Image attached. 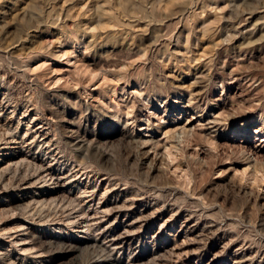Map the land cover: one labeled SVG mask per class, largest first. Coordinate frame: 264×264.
<instances>
[{
    "label": "rangeland",
    "instance_id": "obj_1",
    "mask_svg": "<svg viewBox=\"0 0 264 264\" xmlns=\"http://www.w3.org/2000/svg\"><path fill=\"white\" fill-rule=\"evenodd\" d=\"M0 8V140L38 160L0 170V264H264V0ZM49 165L73 196L24 198ZM116 197L139 213H95Z\"/></svg>",
    "mask_w": 264,
    "mask_h": 264
},
{
    "label": "bare ground",
    "instance_id": "obj_2",
    "mask_svg": "<svg viewBox=\"0 0 264 264\" xmlns=\"http://www.w3.org/2000/svg\"><path fill=\"white\" fill-rule=\"evenodd\" d=\"M14 4V3H13ZM1 9V8H0ZM25 9V8H24ZM2 10V9H1ZM10 10H12L11 8H10ZM7 11V10H6ZM8 13V12H7ZM23 13H25V12H23ZM26 14V13H25ZM24 14V15H25ZM23 15V16H24ZM27 15V14H26ZM5 17V16H4ZM1 20V19H0ZM257 28H260L259 26L257 27ZM252 30V29H251ZM255 30H257V29H255ZM255 32V31H254ZM255 34H257V33H255ZM256 36V35H255ZM263 36V35H262ZM19 38V37H18ZM17 37H16V39H18ZM257 38V37H256ZM262 38V37H261ZM21 39V38H20ZM254 39V38H253ZM264 39V38H263ZM263 39H262V41H263ZM254 42V41H253ZM252 42V43H253ZM256 44V43H255ZM19 45V44H18ZM252 45V44H251ZM253 46V45H252ZM257 46V45H256ZM204 75V74H203ZM199 76H200V74H199ZM204 78H206V77H204ZM200 82V81H199ZM198 82V83H199ZM200 85V84H199ZM201 86V85H200ZM3 105V104H2ZM1 105V106H2ZM1 110V109H0ZM177 110V109H176ZM3 111V110H2ZM4 112V111H3ZM194 117V116H193ZM36 119V118H35ZM34 119V120H35ZM1 122V121H0ZM1 124V123H0ZM2 127V126H1ZM46 129H47V127L45 126V125H42V124H39L37 127H36V131L38 132L37 134H39L40 132H44L45 133V131H46ZM261 129H263V128H261ZM35 131V130H34ZM261 131V130H260ZM28 132V131H27ZM32 132V131H31ZM16 133V132H15ZM33 133V132H32ZM14 134V133H13ZM13 134L11 135H7L4 139H2V137H1V140H0V170H3L4 168H5V171H6V168L8 167V168H10V166L12 167V165H15V164H19V163H24L25 161H28V160H30L29 162H37L38 160H37V158H34V157H32V156H30L29 154H27V153H25L26 151L23 149V146H22V141H21V139L23 138H21L20 140H19V138L17 137V135L16 136H13ZM26 135H27V133H26ZM195 135V134H194ZM30 136V135H29ZM38 136H40V135H38ZM24 138H25V136H24ZM23 138V139H24ZM36 138V137H35ZM34 138V139H35ZM48 138V136H47V134L46 135H44V137L42 138V140H44V139H47ZM36 140V139H35ZM27 141V140H26ZM30 141V140H29ZM34 142H36V141H34ZM31 143V142H30ZM29 143V144H30ZM28 144V143H27ZM28 144V145H29ZM31 144H33V143H31ZM27 145V146H28ZM26 146V145H25ZM33 146V145H32ZM30 147V146H29ZM26 148V147H25ZM27 150V149H26ZM41 161V160H40ZM43 161V160H42ZM41 161V162H42ZM33 163V164H34ZM5 164V166H3ZM27 164V163H26ZM25 164V165H26ZM29 164V163H28ZM32 164V165H33ZM25 165H24V169H26L25 168ZM31 165V164H30ZM36 165V164H35ZM17 166V165H16ZM22 167H23V165H21ZM53 166V165H52ZM51 165H49V166H43L42 168H40L39 169V171H38V173L37 172H35L36 174L35 175H32V176H26V177H23L21 180H20V177H19V180H20V182L18 183V185H19V187H20V190L22 191V192H24V193H26V194H24V198L25 197H27L26 195L28 194V193H30V194H36L37 192L35 191V190H38L39 191V196L40 197H42V196H46V195H49V194H51V193H65L66 192V194H67V197H72L73 196V194H72V190H69L68 188H66L67 186H65L66 184H61V181L62 180H66V179H68L69 177H70V175L69 176H67L66 174H63V173H61V171H59V170H57V169H55L54 167H52ZM14 167V166H13ZM12 167V168H13ZM34 167V166H33ZM21 168V167H20ZM29 168V167H28ZM37 168V167H36ZM16 168H14L12 171H14ZM24 169L22 170V171H24ZM7 170H9V169H7ZM9 171H11V169L9 170ZM17 171H19V169L17 168ZM21 171V170H20ZM36 171V170H35ZM2 172H4V171H2ZM15 172V171H14ZM1 173V172H0ZM18 173V172H17ZM3 174V173H2ZM6 174H7V172H6ZM10 174V173H9ZM19 174V173H18ZM21 174V173H20ZM23 174H25V173H23ZM29 174V173H28ZM32 174V173H31ZM70 174V173H69ZM75 174V173H74ZM8 175V174H7ZM14 176V175H13ZM74 177H76V176H74ZM74 177H73V179H74ZM15 178V177H14ZM77 178V177H76ZM79 178V177H78ZM19 180H17V182L19 181ZM72 180V179H71ZM74 181V180H73ZM50 182V185L52 184V183H54L55 185H53V189H50V190H44L43 188L47 185V183H49ZM67 182V181H66ZM67 183H69V182H67ZM77 183V182H76ZM17 184V183H16ZM74 184V183H73ZM16 186V185H15ZM2 187V186H1ZM0 187V188H1ZM17 187V186H16ZM18 187V188H19ZM17 188V189H18ZM70 188V187H69ZM3 189V188H2ZM5 189V188H4ZM71 189V188H70ZM1 191H3V190H1ZM1 193V192H0ZM66 194H64L63 196L65 197V195ZM52 195V194H51ZM85 195H87V194H85ZM91 195V194H90ZM60 196V195H59ZM79 196V195H78ZM92 196H93V194H92ZM118 196V195H117ZM122 196V195H121ZM22 197V196H21ZM30 197H31V195H30ZM51 197V196H50ZM56 197V196H55ZM63 197V198H64ZM83 197V196H82ZM88 197H89V195H88ZM79 199H81L80 198V196L78 197ZM94 198V197H93ZM46 199V198H45ZM68 199V198H67ZM75 199V198H74ZM84 199V198H83ZM115 200H113V201H111V204H110V207L109 208H105L104 206H102V207H100L101 208V211H99V208L96 210V214H99V213H106V214H108V215H110V214H115V213H117V216L116 217H118L120 220V222H121V218L125 215V216H129V218H130V216H132L131 214H137V213H139V210H138V204L137 203H139V201H136V202H133V203H131V205L129 204V201H130V199L128 200V199H126V200H124L122 203H120L121 201L119 200L120 198L119 197H116V198H114ZM44 200V199H43ZM47 200V199H46ZM59 200V199H58ZM87 200V199H86ZM92 200V199H91ZM142 200V199H141ZM33 201H35V199L33 200ZM67 201V200H66ZM65 201V202H66ZM71 201V200H70ZM42 202H44V201H42ZM69 202V201H68ZM77 202V201H76ZM75 202V203H76ZM78 202H80V201H78ZM77 202V203H78ZM30 203V202H29ZM36 203V202H35ZM39 203V202H38ZM63 203V202H62ZM70 203V202H69ZM78 204H80V203H78ZM78 204H76L77 206H79L80 207V205H78ZM88 204V203H87ZM63 205V204H62ZM66 205V204H65ZM83 205V204H82ZM81 205V206H82ZM103 205H106V203L105 204H103ZM68 206V205H67ZM83 206H85V203H84V205ZM100 206V205H99ZM107 206V205H106ZM65 207V209H66V206H64ZM145 207H147V206H145ZM81 208V207H80ZM80 208H79V211H80ZM97 208V207H96ZM73 209H75V208H73ZM77 209V208H76ZM75 209V210H76ZM90 209V208H89ZM143 209V208H142ZM83 210V209H82ZM77 211H78V209H77ZM88 211V210H87ZM72 212V211H71ZM84 212V211H83ZM81 213H82V211H81ZM72 215H74V214H72ZM80 215V214H79ZM83 215H84V213H83ZM140 215L141 216H139V217H135L134 219H132L131 221H129L128 223H126L125 225H124V232L121 234V235H119L118 237H114L113 236V238H111L110 240H109V242H111L109 245H111V246H114V247H112V249L111 250H113V249H124L125 248V246L127 245V240L128 239H130V236L131 235H133L132 233V230H134V227H135V225L136 224H138L139 222H145V220H147V218H146V215L144 214L143 215V213L141 212L140 213ZM84 216H86V215H84ZM84 216H82V218L84 217ZM91 216V215H90ZM89 217V216H88ZM93 217H97V216H94V215H92V219H93ZM85 218V217H84ZM103 218H104V216H103ZM126 218V217H125ZM128 218V219H129ZM149 218V217H148ZM73 219H76V218H73ZM79 219V218H78ZM77 219V220H78ZM86 219V218H85ZM88 219V218H87ZM91 219V218H90ZM89 219V220H90ZM98 219V218H97ZM80 220H81V218H80ZM83 220V219H82ZM79 221V220H78ZM84 221H86V220H84ZM100 221H102V220H100ZM190 221V220H189ZM89 222V221H88ZM94 222V221H93ZM123 222H125V221H123ZM81 223V222H80ZM85 223V222H84ZM96 223H98V222H96ZM96 223H94V224H96ZM93 224V225H94ZM101 224V223H100ZM81 225V224H80ZM87 225H90V224H87ZM86 226V225H85ZM90 226H92V225H90ZM99 226V225H98ZM89 227V226H88ZM162 227V226H161ZM87 228V227H86ZM92 228V227H91ZM90 229V228H89ZM22 232V231H21ZM29 232V231H28ZM27 232V233H28ZM23 233V232H22ZM21 233V234H22ZM26 233V232H25ZM137 233V232H136ZM25 236V235H24ZM15 239L17 238V235L14 237ZM22 239H24V238H22ZM93 239V238H92ZM25 240V239H24ZM131 240V239H130ZM18 241V240H17ZM20 241V240H19ZM108 241V240H107ZM106 241V242H107ZM93 242V241H92ZM105 242V241H104ZM20 244V247H21V245H23L24 244V242H19ZM98 243V242H97ZM26 244V243H25ZM106 244V243H105ZM25 246V245H24ZM103 247H106V248H109L108 247V245H105V246H103ZM26 248V247H25ZM106 248H104V249H106ZM22 249V248H21ZM103 249V248H102ZM5 254H7V253H5ZM10 254V253H9ZM9 254H8V256H9ZM7 256V255H6ZM6 258H8V257H6ZM10 259V258H9ZM14 261H16V260H14ZM242 261L243 260H238V261H235V262H238L239 264L240 263H242ZM10 262H12V261H10ZM9 262V263H10ZM8 263V262H7ZM13 263V262H12ZM11 264V263H10ZM13 264H15V263H13ZM109 264V263H108ZM237 264V263H236Z\"/></svg>",
    "mask_w": 264,
    "mask_h": 264
}]
</instances>
